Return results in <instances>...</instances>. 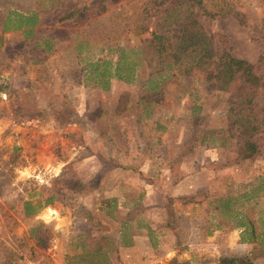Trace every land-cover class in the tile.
<instances>
[{"label": "rangeland", "instance_id": "1", "mask_svg": "<svg viewBox=\"0 0 264 264\" xmlns=\"http://www.w3.org/2000/svg\"><path fill=\"white\" fill-rule=\"evenodd\" d=\"M223 49L259 78L246 159ZM156 258L264 264V0H0V264Z\"/></svg>", "mask_w": 264, "mask_h": 264}, {"label": "trees", "instance_id": "2", "mask_svg": "<svg viewBox=\"0 0 264 264\" xmlns=\"http://www.w3.org/2000/svg\"><path fill=\"white\" fill-rule=\"evenodd\" d=\"M197 5L202 13L210 19L224 15L219 9L216 11L208 10L202 5L201 1H197ZM70 14L68 12L65 16ZM30 19L32 20L31 23L36 21L34 16ZM117 77L122 78L120 75H117ZM204 80L219 91H235V97L230 102L232 108L228 110L231 118L230 124L235 126L242 138V144L238 149L239 158L251 157L257 152V147L252 140L253 134L257 131V124L254 121L250 102L255 87L259 85V78L252 72V65L241 58L232 56L228 49H223L214 62L213 68L206 70L204 73ZM232 116L235 119H232Z\"/></svg>", "mask_w": 264, "mask_h": 264}, {"label": "crops", "instance_id": "3", "mask_svg": "<svg viewBox=\"0 0 264 264\" xmlns=\"http://www.w3.org/2000/svg\"><path fill=\"white\" fill-rule=\"evenodd\" d=\"M169 176V175H168ZM157 207V206H156ZM151 229L152 228H155V227H150ZM123 231V229H118V233H121ZM156 231H157V234L159 235V237L162 239L163 237H166L165 236V234L167 233L166 231H164V230H161V229H159V230H157L156 229ZM132 233V241H130L129 243H131V242H133V244H136L137 242H140V243H143V244H145L146 245V239H144V237H145V234H146V232L145 233H141V231L139 230L138 231V229H134V230H132L131 231ZM149 232V231H148ZM163 233H165L164 235H163ZM147 238V237H146ZM154 244V243H153ZM155 244H159L158 243V241H156L155 242ZM162 249H164L163 251H168L169 249H171V248H169V247H166V248H163V247H161ZM165 258H163V260H164ZM163 260L161 259V258H159V259H153V260H150V261H148L147 262V264H163Z\"/></svg>", "mask_w": 264, "mask_h": 264}]
</instances>
